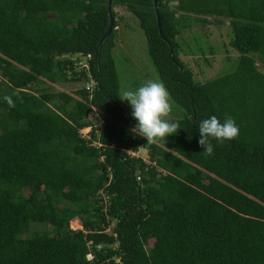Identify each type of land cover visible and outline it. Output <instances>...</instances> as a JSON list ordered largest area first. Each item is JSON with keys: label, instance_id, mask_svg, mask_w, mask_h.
Segmentation results:
<instances>
[{"label": "trees", "instance_id": "1", "mask_svg": "<svg viewBox=\"0 0 264 264\" xmlns=\"http://www.w3.org/2000/svg\"><path fill=\"white\" fill-rule=\"evenodd\" d=\"M157 1L161 31L153 0H115L96 65L108 0H0V264H264V73L250 56L264 59V0ZM117 7L185 110L158 145L119 104ZM210 19L229 22L239 63L198 83L176 38L182 22ZM69 82L84 86H48ZM212 115L233 117L239 136L204 156L199 122ZM137 149L147 161L122 159Z\"/></svg>", "mask_w": 264, "mask_h": 264}, {"label": "rangeland", "instance_id": "2", "mask_svg": "<svg viewBox=\"0 0 264 264\" xmlns=\"http://www.w3.org/2000/svg\"><path fill=\"white\" fill-rule=\"evenodd\" d=\"M176 3H172V6ZM118 15V28L114 59L118 71L120 92L122 90H135L147 80L161 81L157 69L148 53L146 36L139 26L136 17L125 11L123 7L115 9ZM211 24H203L197 21L182 22L180 34L176 41L179 44V57L194 73L195 81L206 83L226 75H229L238 67L239 52L232 47L234 40L233 29L228 21L217 24L215 19H210ZM227 22V23H226ZM259 64V69L264 73V59L260 54H250ZM83 60H81L82 63ZM85 62V61H84ZM83 62V63H84ZM52 92L72 93L81 89L84 84L78 82L48 85ZM173 111L171 119L180 120L184 117L185 110L172 98ZM120 106L126 111L133 124L136 121L131 116V107L127 102L119 98ZM95 125L101 122L93 117ZM135 157L148 160V151L141 149ZM115 222H112L108 232H113ZM73 230L83 229L79 219L70 223ZM34 229L42 231V225H35ZM154 241H150L149 247H153Z\"/></svg>", "mask_w": 264, "mask_h": 264}, {"label": "clouds", "instance_id": "3", "mask_svg": "<svg viewBox=\"0 0 264 264\" xmlns=\"http://www.w3.org/2000/svg\"><path fill=\"white\" fill-rule=\"evenodd\" d=\"M119 98L132 109L131 116L136 124L131 132L145 139L147 145H158L177 133L179 125L171 119L172 100L162 81L147 80L135 90H122ZM4 99L10 107L15 106L11 97L5 96ZM198 131V143L203 149L200 154L204 156L214 155L213 141L223 146L226 141L235 140L239 136L234 118L228 115L223 122L215 115L201 120ZM139 149L126 150L122 159L137 154Z\"/></svg>", "mask_w": 264, "mask_h": 264}, {"label": "water", "instance_id": "4", "mask_svg": "<svg viewBox=\"0 0 264 264\" xmlns=\"http://www.w3.org/2000/svg\"><path fill=\"white\" fill-rule=\"evenodd\" d=\"M154 1V5H155V10H156V14H157V18H158V26L159 29L161 31V21H160V15H159V9H158V1L157 0H153ZM114 2L115 0H108V16H109V24L108 27L104 33V35L102 36V38L100 39L97 48H96V54H95V61H96V65L98 64V59H99V52H100V48L103 45V43L110 37V35L113 32V28H114V23H115V17H114ZM161 33V32H160ZM97 85L99 87L100 90H102L101 87V83H100V79L98 76V82ZM123 117V112L120 113V116L118 118V122L121 123V119Z\"/></svg>", "mask_w": 264, "mask_h": 264}, {"label": "built area", "instance_id": "5", "mask_svg": "<svg viewBox=\"0 0 264 264\" xmlns=\"http://www.w3.org/2000/svg\"><path fill=\"white\" fill-rule=\"evenodd\" d=\"M82 64V63H81ZM83 66L84 67H88V64H86V63H83ZM90 86L87 88V89H89L90 90ZM100 122H101V125L100 126H102V124H103V122L100 120ZM87 259L89 260V261H92L93 259H94V255H93V253H89L88 255H87Z\"/></svg>", "mask_w": 264, "mask_h": 264}]
</instances>
